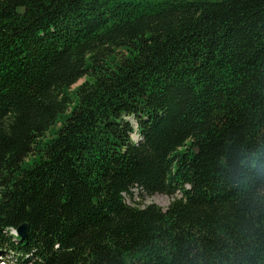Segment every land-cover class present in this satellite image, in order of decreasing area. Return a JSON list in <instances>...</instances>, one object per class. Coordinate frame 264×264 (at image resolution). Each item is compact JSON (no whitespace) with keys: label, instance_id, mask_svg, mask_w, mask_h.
Here are the masks:
<instances>
[{"label":"trees","instance_id":"trees-1","mask_svg":"<svg viewBox=\"0 0 264 264\" xmlns=\"http://www.w3.org/2000/svg\"><path fill=\"white\" fill-rule=\"evenodd\" d=\"M0 261L264 264V0H0Z\"/></svg>","mask_w":264,"mask_h":264},{"label":"rangeland","instance_id":"rangeland-1","mask_svg":"<svg viewBox=\"0 0 264 264\" xmlns=\"http://www.w3.org/2000/svg\"><path fill=\"white\" fill-rule=\"evenodd\" d=\"M81 81H83V78L80 79L77 83H75L74 85L71 86V88H73L74 86H76L77 84H79ZM29 159L26 158L24 160V164L25 165H31L30 163H28ZM132 196H128L127 194H124V199L128 204H147V203H156L159 206H161L162 208H166L169 204V202L175 197V196H168L166 194H162V193H155L153 195H146L142 192H140V190L138 188H134L132 189ZM139 193L142 194L143 197H141L139 195ZM0 264H7L4 261H0Z\"/></svg>","mask_w":264,"mask_h":264},{"label":"water","instance_id":"water-1","mask_svg":"<svg viewBox=\"0 0 264 264\" xmlns=\"http://www.w3.org/2000/svg\"><path fill=\"white\" fill-rule=\"evenodd\" d=\"M195 152H197V148H194ZM28 225L26 223H22L18 226V228L15 230V233L17 236L24 238L27 233Z\"/></svg>","mask_w":264,"mask_h":264},{"label":"built area","instance_id":"built-area-1","mask_svg":"<svg viewBox=\"0 0 264 264\" xmlns=\"http://www.w3.org/2000/svg\"><path fill=\"white\" fill-rule=\"evenodd\" d=\"M134 123V122H133ZM141 139V136L138 134V133H134L133 135H132V141L133 142H137V141H139Z\"/></svg>","mask_w":264,"mask_h":264}]
</instances>
